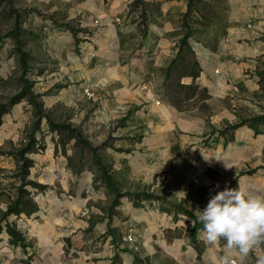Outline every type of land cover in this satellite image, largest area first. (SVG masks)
<instances>
[{
	"label": "rangeland",
	"instance_id": "rangeland-1",
	"mask_svg": "<svg viewBox=\"0 0 264 264\" xmlns=\"http://www.w3.org/2000/svg\"><path fill=\"white\" fill-rule=\"evenodd\" d=\"M134 1L139 2L131 8ZM191 1L190 8L197 14L186 12L180 17L187 39L224 29L231 20L226 14V0ZM89 2L96 0H0V103L26 89L17 102L7 106L0 123V257L4 254L1 244L8 238L6 218L15 222L28 243L23 248L26 257L1 260L0 264H30V255L36 258L34 244L37 262L56 258L70 264L67 253L72 248L76 253L93 250L106 238L122 245V250L151 248L157 260L162 259L160 264H178L174 256L189 257L188 244L194 248L192 221L197 207L203 210L218 191L235 188L238 183L250 193L264 196V164H253L264 161V152L254 153L258 148L264 150V142L259 140L264 138V118L250 120L264 113V56L252 58L244 76L227 81L230 86L222 93L223 100L213 101L218 106L209 101V93L203 88H197L195 97L175 103L172 80L168 99L173 108L164 114L152 110L162 101L161 96L121 108L116 104L119 97L107 88L104 69L99 71L101 87L86 82L97 61L89 51L95 26L86 22L83 11ZM238 5L236 0L235 16H231L237 26L254 19ZM128 6V14L133 16L130 20L146 25L149 8L145 1L129 0ZM14 27L19 31L17 38L7 35ZM259 40L264 41V37ZM20 51L25 53L23 61ZM191 62L188 55L184 70H189ZM181 119L192 126L186 127ZM52 123H67L73 130H67L69 134H62V138L58 129L51 128ZM242 129H250L252 138L246 133L243 136ZM78 133L86 145L77 141ZM28 143L32 148L24 155L32 162L26 179L47 186L40 190L25 184L31 189L36 211L29 216L9 213L4 218L22 180L20 151ZM223 152L245 157V166L243 162L236 164L235 176L219 188H202L197 170L211 163L203 174L218 179L223 175L218 159ZM96 157L116 189L129 194H121L113 202L115 192L106 184V174H102ZM132 193L150 196L142 195L136 202ZM195 225L197 237L202 226L199 222ZM46 232L49 236H42ZM51 233H60L59 239H53ZM128 233L132 239L126 237ZM225 243L221 239L218 248L224 249ZM46 245L50 246L47 250ZM203 245V249L210 247ZM115 255L117 250L107 264ZM255 260L252 254L246 262L255 264Z\"/></svg>",
	"mask_w": 264,
	"mask_h": 264
},
{
	"label": "crops",
	"instance_id": "crops-1",
	"mask_svg": "<svg viewBox=\"0 0 264 264\" xmlns=\"http://www.w3.org/2000/svg\"><path fill=\"white\" fill-rule=\"evenodd\" d=\"M144 1L149 8L148 19L147 24H141V26L137 24V21L130 20L133 16L130 17L128 14L129 0H107L104 3L96 0V2L85 4L83 10L88 18L86 22L95 26L91 34L92 37H90L92 45H90L89 51L91 56H96L97 60L94 68L96 73L93 72L89 75L86 82L94 88L101 87L102 75L99 74V71L103 73L102 69H104L105 80L108 83L107 88L119 97L116 104L121 108H124L128 103L149 101L152 100V96H161L162 101L158 102V105H154L152 110L164 114L168 108H173L168 97L172 93L170 82L176 79L181 83L196 85L198 89H205L209 93V101L215 105L214 102H218V99L219 102L222 101V93L229 89L230 85L227 84V81H235L233 79L244 76V69L251 65L252 58L264 56V41L259 40V38L264 37V0H238L239 9L245 15L250 14L254 17L247 23L241 21L242 23H239V26L234 23L236 18L231 17L235 16L234 6L236 0H226V14L231 20L224 29L217 28L207 34L188 37L189 47L184 48L178 54V57H182L184 54L186 58L190 55L192 60L197 61L200 70L195 77L191 76L188 71L182 73L181 66L176 62L172 64L171 61L177 54L176 49L178 46L176 48V43L179 42L185 31L180 24L181 15L186 12L190 15L192 11L193 14H197V11L192 8L187 10L188 0ZM253 3H255V7H252ZM105 56L106 58H104ZM214 69L217 70L216 74ZM196 95L194 94L193 97ZM189 99L191 98L189 97ZM222 109L225 110L224 105ZM216 112L220 114L219 108ZM181 122L188 128L192 126L188 120L181 119ZM241 133L243 136L246 133L247 137L252 138L250 129H242ZM222 140L224 142L223 137ZM259 140L264 142L262 137ZM223 142H221V145H223ZM252 144L254 146L255 142L253 141ZM253 146L250 145V147ZM243 149H246V147ZM262 152L264 150L258 148V152L254 153L261 155ZM208 156H211V154ZM250 156L251 153L246 154L248 160ZM218 159L221 160L224 167L220 171L223 175L219 176L218 179H209L203 174V171L211 166V163H206L203 166L201 164L204 169L199 167V170H197L196 177L200 178L199 185L202 188L210 187L211 190L219 188L221 184L228 183L235 176L236 164H242L243 162L245 166V157H234L230 155V152L219 154ZM207 160H211V157H207ZM253 164L262 165L264 161L260 159L253 162ZM257 170L260 171L261 169L257 168ZM133 227L135 234L138 236L136 226L133 225ZM56 234L51 233L50 236L53 239H59L60 233ZM26 235L31 237V234L26 233ZM42 236L47 237L49 233L46 232ZM197 239L205 245L209 244L210 247L201 250L197 254L196 250L188 244L189 257L174 256L178 264H213L217 257L224 255V249H219L218 243L208 242L200 238L198 234ZM1 245V251H4V254L0 257L2 262L9 259L14 261L13 259L24 258L28 255L23 253L26 251L20 244L11 245L8 238ZM97 245L95 249L83 251L82 253H76L77 250L72 248L71 253H67L69 256L68 261H71L70 264H107L116 250L118 251V260L115 264H136L137 259H142L144 264H160L162 260H157V257L152 253V249L148 247L139 251L122 250L119 249L122 245H114L109 238H106L103 242L102 240L99 241ZM49 247L46 245L45 250ZM5 251L16 252V254L11 253L10 256V253ZM34 252L36 258L33 260L31 259L32 255H30V264H41L36 261L39 256L35 244ZM233 258L241 264L238 258ZM18 264L25 263L19 262ZM42 264L68 263L59 262L56 258H47ZM244 264H247V262L245 261Z\"/></svg>",
	"mask_w": 264,
	"mask_h": 264
},
{
	"label": "clouds",
	"instance_id": "clouds-1",
	"mask_svg": "<svg viewBox=\"0 0 264 264\" xmlns=\"http://www.w3.org/2000/svg\"><path fill=\"white\" fill-rule=\"evenodd\" d=\"M194 216L193 227L196 222L202 225L200 238L212 243L226 241L224 255L213 264H236L233 257L244 264L252 254L255 264H264V196L250 193L238 183L218 191L203 210L197 207Z\"/></svg>",
	"mask_w": 264,
	"mask_h": 264
},
{
	"label": "trees",
	"instance_id": "trees-1",
	"mask_svg": "<svg viewBox=\"0 0 264 264\" xmlns=\"http://www.w3.org/2000/svg\"><path fill=\"white\" fill-rule=\"evenodd\" d=\"M139 1H134L130 6L131 8H134L135 5H137ZM192 4L191 0H188V10L190 8ZM183 26H186V24H184ZM19 31L16 30V28L14 27L13 30L7 32V35H11L14 38H17ZM187 31L183 34L182 38L179 40L178 43V49H177V55L179 53L182 52V50L184 48L189 47V43H188V39H187ZM18 41V39H17ZM20 58L21 61H23L24 59V52L20 51ZM177 55L172 59L171 63H177L181 66L182 69V73L184 72H189L191 74V76L195 77L200 70V67L197 64L196 60H192L191 64L189 65V70H184L183 65L185 64V57H182L183 59H178ZM187 61V60H186ZM173 85H174V95L176 96V100L175 103H180L181 101H183L184 99L193 96L194 94H197V86L193 85V84H186V83H181L179 80H174L173 81ZM26 92V89H22L19 93L11 96L7 102L5 103H0V123L2 122V114L5 112V110L7 109L8 105L14 104L15 102H17ZM264 118V113H262L260 116H255L253 117L252 120L253 122L259 119ZM51 128L54 129H58V131L60 132V137H65L62 134H69L68 131L73 130V128H71L69 126V124L67 123H52L51 124ZM77 141L83 143V144H87V141L78 133L77 135ZM30 147L32 148V143H28L25 147H23L20 151V155H21V160H22V165H21V173H22V180L21 183L18 185V189H17V194L16 197L14 198V200L8 205L6 211H5V217L7 216V214L9 213H14L15 215L19 216L20 214H25L27 216L31 215L34 211H36L37 209V205L36 202L34 201L33 195L31 193V189L25 188L24 185L25 184H30L33 188L35 189H40L43 190L47 185L45 183H41V182H37L35 180L32 179H26L27 174L29 173V166L31 165L32 160L25 156L24 153L25 151L29 150ZM94 151V148H93ZM96 163H98V167L100 168V170L102 171V174L105 175L106 174V170L104 168L103 165H101V162L99 160V158H95ZM105 182L108 185L109 188H111L114 192H115V198L113 200V202H115L118 197L121 194H129V193H125V192H120L118 191V189H116V187L114 186L113 182L110 181L109 176L106 174L105 177ZM236 180H233L232 183H235ZM150 196L149 194H145V193H132V198L133 201L139 200L141 198V196ZM143 197V196H142ZM137 198V199H136ZM200 224V223H199ZM200 226H202L200 224ZM6 232L8 233V241L12 242L13 244H20L23 248L26 247V245H28V243L25 241L22 232L20 231V229H18L16 227L15 222L13 221H8V219L6 218L5 220V226H4ZM196 228V225L193 227V231H192V235H191V241L192 244L194 246V248L196 249L197 254H199L201 252V250H203L204 247V243H201L199 239H197L196 235H194V230ZM2 230V225L0 223V231ZM113 260H118V255H115V257L113 258ZM137 263L136 264H144L142 263L143 260L142 259H137ZM110 262L109 264H114L115 262ZM146 264V263H145Z\"/></svg>",
	"mask_w": 264,
	"mask_h": 264
},
{
	"label": "built area",
	"instance_id": "built-area-1",
	"mask_svg": "<svg viewBox=\"0 0 264 264\" xmlns=\"http://www.w3.org/2000/svg\"><path fill=\"white\" fill-rule=\"evenodd\" d=\"M234 88L237 89L236 86H235ZM85 92H86L87 94H90V91H89L88 88H85ZM126 237H127L128 239H132V235H131V233H128V234L126 235ZM234 260H235V259H234ZM236 264H238L237 261H236Z\"/></svg>",
	"mask_w": 264,
	"mask_h": 264
}]
</instances>
